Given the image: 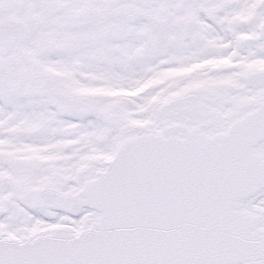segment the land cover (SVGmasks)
I'll return each mask as SVG.
<instances>
[{
	"label": "snow or ice",
	"instance_id": "6c2138e0",
	"mask_svg": "<svg viewBox=\"0 0 264 264\" xmlns=\"http://www.w3.org/2000/svg\"><path fill=\"white\" fill-rule=\"evenodd\" d=\"M0 264H264V0H0Z\"/></svg>",
	"mask_w": 264,
	"mask_h": 264
}]
</instances>
